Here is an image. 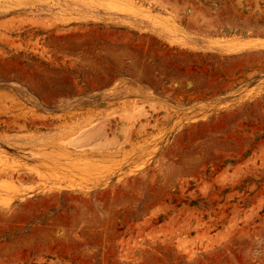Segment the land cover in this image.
Instances as JSON below:
<instances>
[{"label": "rangeland", "instance_id": "obj_1", "mask_svg": "<svg viewBox=\"0 0 264 264\" xmlns=\"http://www.w3.org/2000/svg\"><path fill=\"white\" fill-rule=\"evenodd\" d=\"M0 264H264V0H0Z\"/></svg>", "mask_w": 264, "mask_h": 264}, {"label": "bare ground", "instance_id": "obj_2", "mask_svg": "<svg viewBox=\"0 0 264 264\" xmlns=\"http://www.w3.org/2000/svg\"><path fill=\"white\" fill-rule=\"evenodd\" d=\"M232 43H233V46H236V48H241V49L244 48V46L240 45L238 42L232 41ZM234 50H236V49H234ZM67 188H70V187H67Z\"/></svg>", "mask_w": 264, "mask_h": 264}]
</instances>
